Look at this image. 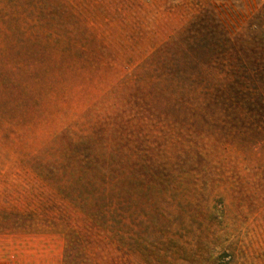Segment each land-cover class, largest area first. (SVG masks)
<instances>
[{
  "label": "rangeland",
  "instance_id": "obj_1",
  "mask_svg": "<svg viewBox=\"0 0 264 264\" xmlns=\"http://www.w3.org/2000/svg\"><path fill=\"white\" fill-rule=\"evenodd\" d=\"M0 264H264V0H0Z\"/></svg>",
  "mask_w": 264,
  "mask_h": 264
}]
</instances>
